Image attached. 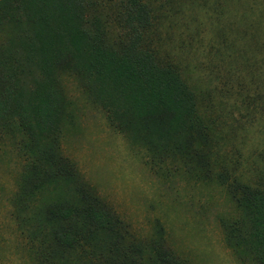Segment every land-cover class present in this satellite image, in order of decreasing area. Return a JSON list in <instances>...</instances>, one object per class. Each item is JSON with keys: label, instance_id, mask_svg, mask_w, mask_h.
<instances>
[{"label": "rangeland", "instance_id": "1", "mask_svg": "<svg viewBox=\"0 0 264 264\" xmlns=\"http://www.w3.org/2000/svg\"><path fill=\"white\" fill-rule=\"evenodd\" d=\"M28 1L0 6V264H264V0H135L141 25L133 0H83L140 80L148 54L193 94L171 126L163 102L90 88L73 54L43 76Z\"/></svg>", "mask_w": 264, "mask_h": 264}, {"label": "trees", "instance_id": "2", "mask_svg": "<svg viewBox=\"0 0 264 264\" xmlns=\"http://www.w3.org/2000/svg\"><path fill=\"white\" fill-rule=\"evenodd\" d=\"M133 2L127 7V14L141 25L145 21L147 11L142 4L135 0ZM15 3L16 0H0V6ZM17 8L16 10L22 12L24 17L34 21L32 38L36 43L35 49L43 76L52 72L55 62L73 54L79 60V67L85 72L88 86H93L96 79L101 80L107 87V91L104 92L110 102L123 100L136 112L150 116L153 113V106L159 101L163 102L167 111H164L165 115L170 116L166 125L175 122L173 119L175 116L193 113V94L171 66L156 67L153 57L144 54L149 60L150 69L147 71L145 68L142 69L143 82L140 80L141 71L135 70L132 64V54L123 51L124 54L117 55L111 51L113 47L106 43L101 31L93 28L94 31L90 33L83 28L85 22L83 0H29L26 5ZM95 24L99 27V23ZM46 85L49 83L43 81L37 91L38 100H41L37 110L43 114L46 112L45 108L56 98V94ZM53 116L54 114L51 117ZM259 208L260 214L251 218V224L254 231L263 230V234L252 233V236L259 238L256 243H262L264 246V204ZM35 257L38 262L37 251Z\"/></svg>", "mask_w": 264, "mask_h": 264}]
</instances>
